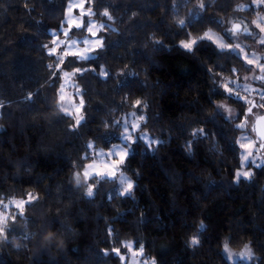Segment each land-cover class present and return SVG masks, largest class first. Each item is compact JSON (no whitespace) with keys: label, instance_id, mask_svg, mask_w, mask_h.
<instances>
[{"label":"trees","instance_id":"trees-1","mask_svg":"<svg viewBox=\"0 0 264 264\" xmlns=\"http://www.w3.org/2000/svg\"><path fill=\"white\" fill-rule=\"evenodd\" d=\"M69 1L0 0V197H37L8 219L0 264H122L112 249L122 253L126 243L142 245L154 264H231L225 241L234 253L251 248L252 258L239 264H264V168L235 181L236 124L251 105L225 99L221 87L264 83L250 80L252 68L235 52L208 40L193 52L180 47L208 31L225 36L233 20L253 15L244 9L251 0H87L104 27L93 59L75 65L87 69L72 77L84 100L75 128L60 111L62 73L52 75L56 58L48 55ZM76 59L63 69L72 72L68 61ZM220 103L236 117L226 119ZM131 113L158 141H137L125 160L131 192L120 195L111 180L77 185L91 149L119 143ZM198 129L207 135L193 137Z\"/></svg>","mask_w":264,"mask_h":264},{"label":"snow or ice","instance_id":"snow-or-ice-1","mask_svg":"<svg viewBox=\"0 0 264 264\" xmlns=\"http://www.w3.org/2000/svg\"><path fill=\"white\" fill-rule=\"evenodd\" d=\"M91 2V0H89ZM257 6H264V0H253ZM74 7H79L81 9L80 16H90L92 15V10L87 9L85 10L84 3H80L79 5L69 4L68 7V20H67V27H63V36L65 37V40H58L54 39L52 41L53 47L49 48L48 55L49 56H55L56 61L55 64V71L52 73L53 76L56 75L57 72H61L63 77L66 78V82L68 80H71L72 77H74L77 74H83L84 71H87V69L77 67L75 66L78 61H87L93 59L90 55L92 51L95 49L91 47V45H95L96 47L102 46V41L99 39H88L87 37H84L82 40H74L71 37V33L73 31V28L81 29L84 28L87 33L92 36L96 37L97 31H94L96 29V24L88 23L85 24L83 20L80 19V17H74L72 16V11ZM201 8L204 7L203 4L200 5ZM105 16H108L107 11L104 12ZM111 19V17H109ZM264 19V17H262ZM181 28L185 27V21L179 20L178 21ZM255 23V22H254ZM104 27L101 25V28ZM256 27L259 29L261 33H264V26L260 24H256ZM227 32L231 33L232 37H237L241 32V24H233L230 29L226 30ZM243 31L247 33L248 35H252L251 32L248 31V28L245 26ZM208 40L211 41L213 44H215L221 51L227 49L229 51H235L236 49H239V52H243L244 50L240 47L239 44H235L233 46L232 42L225 43L224 38H214V35L211 33V31L204 33L202 36L199 37H191L189 36L188 39L182 40L180 42V47L185 49L188 52H193L195 50V46L198 45L200 41ZM259 44L264 45V37H261L257 41ZM84 45V47H80L79 45ZM45 47H48L45 45ZM239 55V53H237ZM69 56L76 57V60L68 61L69 64L73 65V71L68 72L63 69V65H65L66 59ZM245 62L248 65H253L254 61L247 59L244 57ZM258 64V61L256 62ZM48 67L50 69L53 68V64H49ZM260 71L264 72V65H259ZM250 70V69H249ZM211 71V70H210ZM101 75L107 76V73L101 69ZM232 74H236V69H232ZM248 79V77H245ZM256 79L264 81V76L262 77H256ZM231 83H235V81H232ZM221 87L224 90V93L227 95L225 96V99H228L229 97H233L235 100H242L246 104H250L251 107L247 108V110L244 113V119L236 124V127L239 129H246L249 123H251V132L256 134V139H250L248 135H245L242 137L241 140L237 141V144H239L240 149L242 150V155L240 157L241 159V165L240 168L243 169L245 165L249 162V158L253 157L254 151H259L260 149H264V113H255L253 109L259 108L264 109V104H256L252 100L247 99L244 96H241L239 94V91L236 89H233L229 86L228 82H225L221 85ZM61 93L64 91V85H61L60 89ZM77 95H80V89L77 88ZM31 99V96L28 97ZM261 100H264V95L260 96ZM59 101L61 102L62 106L60 107V111L63 112L65 115L72 116L73 111L69 110L67 107L63 106V102L65 101V96L60 95ZM141 104V101L137 100L134 104V107H138ZM84 107V100L81 96L79 99V104H72V109L76 113L75 116V124L73 127H78L81 125V122L84 120V116L81 114L82 109ZM219 107L224 108L225 111L229 112V117H226V119H232L231 112L232 110L226 105L221 104ZM133 116H136V113H132ZM254 116V121H250L248 117ZM144 117L139 116L137 121H134L132 123V133H135L137 130L140 129V123L139 121H143ZM119 124V121L116 122ZM127 124V121L125 122ZM107 127V125H105ZM132 133L129 132L128 128L125 127L123 133L120 136L121 143L118 145H114L112 149L109 150V152H98L96 153V156L101 157L102 159L100 161H97L93 159L90 161L83 169V172H77L75 174L76 183L77 185L80 184V176L81 174L84 176V182L87 183L89 180L95 179V183L99 184L101 181H115L117 179V174L120 172L122 166L125 163V160L130 155V144L135 143L137 139H143L147 140L146 135H141L139 137L134 136ZM193 137H199V136H206L207 134L203 131V129H198L193 131L192 133ZM150 143H158V141H151ZM189 147L191 145L189 144ZM88 148H93V145L91 143L88 144ZM118 155V159L116 158ZM102 165V167H101ZM259 167L260 165H256ZM237 178L244 177L249 178L251 176V173L248 171L239 170L236 173ZM98 178V179H96ZM121 184H126V187H124L123 191L120 193V195H125L127 193H130L133 184L131 181H128L125 177H121L120 181ZM94 184H89L87 188V195L89 197L93 196V187ZM37 197H35L32 193L27 194V199H20V200H10L8 203H4L3 198L0 197V204L3 205L4 209H8L9 204H12L16 209H18V212L11 213V216L9 217L6 213H0V238L6 239V232L5 229L8 227V219L11 218L13 222H15L17 215L23 216L25 211V206L28 204H31L33 201H35ZM203 227V224H201V228ZM199 240L196 237H193L191 239V245H198ZM130 252H132L133 257L142 256L143 255V246L141 245L140 250L133 251L131 244L125 245ZM112 251L120 257V260L123 264L125 261L124 255L121 254L119 248H113ZM223 251L226 253V258L230 262H234V258L238 257L240 260L244 259H251L253 256L252 250L248 245L244 246V249L240 253H234L229 248V244L227 241L223 244ZM132 264H137L135 260L132 261ZM146 264V262H145Z\"/></svg>","mask_w":264,"mask_h":264},{"label":"rangeland","instance_id":"rangeland-1","mask_svg":"<svg viewBox=\"0 0 264 264\" xmlns=\"http://www.w3.org/2000/svg\"><path fill=\"white\" fill-rule=\"evenodd\" d=\"M82 2L84 3L85 10H87L88 9L86 7L87 0H70L68 2L67 6L65 8L64 19L62 21V24L58 27L57 30H55L56 32L53 33V40L54 39L65 40V37L63 36V27H67L69 4L71 3V4H74V5H79ZM248 8H251L250 12L253 15L248 16V15L245 14L243 18L235 19L229 25L228 29H230L233 24H241V32H240V34L237 37H232L231 33L226 31L227 29L224 31L225 36L218 35V34H216L214 32H211V33L214 35V38H224V42L225 43H229V42H227V40L229 38V39L233 40V42H232L233 46H235V44H239L240 47L244 51L243 52H239V49H236L233 52H235L236 54L239 53L238 56L244 62H245L244 57L254 61L253 65H248L245 62L253 70L252 75L250 76V80L264 83V81L256 79V77L264 76V72H261L260 68H259V65H264V45H261V44H259L257 42L259 38L264 37V33H261L259 31V29L256 27L257 23L262 25V26H264V19H262V17H264V6H257V4H255L253 2V0H251V4L244 7V9H248ZM80 12H81V9L79 7H74L73 11H72V16L80 17V19L83 20L85 22V24L94 22L96 24V29H94V31H97V35H96V37H92V36H90L87 33V31L84 28H81V29L73 28V31L70 34L72 39L79 41V40L84 39V37H87L90 40L99 39V40L102 41V36L100 35V32L103 30V27L101 28V25H103V24L98 22L97 20H95L93 18V15H90V16L86 15V16L81 17L80 16ZM245 26L248 28V31L252 33V35H248L247 33H245L243 31ZM78 30L79 31L81 30V31L78 33L77 32ZM79 46L80 47H84V45H82V44L79 45ZM91 47H93L95 50L100 48V47H96L95 45H91ZM91 53H90V55H91ZM257 61H258V64L256 63ZM247 81H249V80H247ZM61 85H64L63 93H61V91H60ZM61 85H60V89H59V97H60V95H64L65 96V101L63 102V106L67 107L69 110L73 111L72 117L75 119L76 113L72 109V104L73 103L79 104V99H80L79 95H77V91H76L77 89L75 88V82L73 81L72 78H71V80H68L66 82V78H64L63 75H61ZM235 88H236V86H235V84H233V89H235ZM236 89H240V90H242V92H245L244 96L247 95L250 98V99L248 98L249 100H253V99L256 100V101L253 100L254 103H256V104H264V100L260 99V96L264 95V87L263 86L261 87V86H258V85H252V84L248 85L246 83H242V84L237 85ZM253 90H257L258 92H256V94H255V92ZM239 94H240V91H239ZM241 96H242V94H241ZM221 104L226 105L225 103L218 104L217 105V110L221 114H223L225 117H229V112L225 111L224 108L219 107ZM61 106H62V104H61ZM226 107L230 108L228 105H226ZM231 110H232V112H231L232 119H234L236 117L237 113L233 109H231ZM253 111L255 113L259 114V113H262V111H264V109L256 108V109H253ZM244 118H242L238 123H240ZM248 119L250 121H254L255 117L254 116H250V117H248ZM137 120H138V116L137 115L133 116L132 113L129 114L127 117H124L122 122H121L122 129H121L120 136L123 133L125 127L128 128L130 133H132V123L134 121H137ZM126 121H127V124L125 123ZM139 123L141 125L142 121H139ZM251 127H252V125H251V123H249V125L247 126L246 129H239L238 128L240 130V134L238 136V140H241L242 137L245 136V135H248L250 139H256L255 134L253 132H251ZM132 134L134 136H136V137H139L141 135H146L147 140L137 139L136 142L137 141H142L147 146H149L151 144L150 142L152 141V139L145 132L140 131V129L137 130L135 133H132ZM120 136H119V138H120ZM120 143H121V141L119 143L110 145L108 148L91 149V160L90 161H92L93 159H95L97 161H100L102 158L96 156V153H98V152L107 153V152H109L110 149L113 148L114 145H118ZM135 143H131L130 144V153H131L132 147H133V145ZM153 144H155V143H153ZM237 146H238V149H239V159H240V157L242 155V150L240 149L239 144H237ZM116 158L117 159L119 158L118 155H117ZM88 163H86L85 166ZM240 165H241V159H240V162H239V168L235 172V181L236 182L241 180V179H248V178H244V177L237 178V176H236L237 171L243 170V171H248V172H250L252 174L253 169H255V168H264V149H260L259 151H254L253 157L249 158V162L245 165V167L243 169L240 168ZM256 165H260V166L257 167ZM84 167L82 168L80 173L83 172ZM101 167H102V165H101ZM121 177H125V175L123 174L122 170H120V172L117 174V179L115 180V182L119 185V192L120 193L123 191L124 187H126V184H121L119 182ZM80 180H84V176L82 174L80 176ZM127 180L130 181L129 179H127ZM128 194L129 193H127L125 195H128ZM10 200H20V199H17V198L8 199V200H4V203H8ZM15 212H18V209H16L12 204H9L8 209H4L3 205L0 204V213H6L10 217L11 213H15ZM126 244H129V243H126ZM131 246H132L133 251H137L138 252L140 250V248L135 249L133 244H131ZM121 254L124 255V257H125V261L123 262V264H132L133 260H135L137 262V264H145V262H146V264H154L153 259L145 258V257H143V255L142 256L133 257L132 256V252H130L127 247L123 250V252ZM226 255L227 254L224 253L225 258H226ZM249 260L250 259L240 260L238 257L234 258L235 264L247 263ZM230 263L233 264V262H230Z\"/></svg>","mask_w":264,"mask_h":264},{"label":"water","instance_id":"water-1","mask_svg":"<svg viewBox=\"0 0 264 264\" xmlns=\"http://www.w3.org/2000/svg\"><path fill=\"white\" fill-rule=\"evenodd\" d=\"M255 134V133H254ZM255 137H256V134H255Z\"/></svg>","mask_w":264,"mask_h":264}]
</instances>
